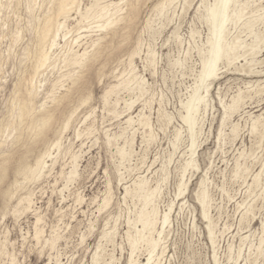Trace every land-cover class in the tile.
Masks as SVG:
<instances>
[{"label": "rangeland", "instance_id": "obj_1", "mask_svg": "<svg viewBox=\"0 0 264 264\" xmlns=\"http://www.w3.org/2000/svg\"><path fill=\"white\" fill-rule=\"evenodd\" d=\"M0 1L1 132L13 118L16 91L20 89L21 98L27 96L36 23L44 8L41 0H36L32 10L29 0ZM96 1L82 0V10ZM123 1L124 9L127 1L136 2ZM160 1L140 0L134 22L122 25L113 44L87 74L83 91L91 99L80 104L76 94L70 109H78L62 136L60 153L54 150L53 158H48L46 175L25 181L15 167L26 149L10 151L12 165L0 187V264H126L133 249L128 233L138 237L135 256L146 262L149 236L158 238L159 231H163L161 241L150 264H264V0H238L244 12L237 23L229 24L228 39H240L243 47L236 57L219 63L208 91L200 90L205 101L195 115L193 135L184 121L186 102L199 84L208 55L211 32L206 10L215 0H175L162 11L156 9ZM75 16L68 22L71 32L59 38L55 49L59 57L70 48L64 40L79 35L80 17ZM252 18L255 29L250 33L246 23ZM98 30L81 29L90 36L72 44L73 49L91 50L89 42ZM131 61L143 91L134 82L126 86L132 77ZM63 66L59 62L57 68L45 69L36 77L37 85H42L37 105H50L54 95L72 85L73 67ZM122 79L126 84L119 83ZM107 90L108 100L104 97ZM145 119H149L148 126L142 123ZM9 134L2 138L10 142ZM44 149L43 144L35 147L29 162L33 164ZM72 153L77 154L73 176L69 173ZM191 158L197 167L186 170ZM16 179L20 186L14 184ZM142 180L147 191L156 188L148 210L157 208L159 219L153 233L143 232L146 239H139L138 233L142 230L138 217L145 207L146 190L139 189ZM202 189L209 201L214 239L197 198ZM8 190L11 194L5 193ZM25 195L34 201L27 211V202L18 205ZM165 214L168 222L163 224ZM37 216H42L40 224ZM38 228L42 239L35 236Z\"/></svg>", "mask_w": 264, "mask_h": 264}, {"label": "bare ground", "instance_id": "obj_2", "mask_svg": "<svg viewBox=\"0 0 264 264\" xmlns=\"http://www.w3.org/2000/svg\"><path fill=\"white\" fill-rule=\"evenodd\" d=\"M174 1L175 0H161L156 5V9L162 11L165 7L172 4ZM123 2H124L123 0H120V2L110 1V2H105V3H99V1L97 0L96 3H94V5H92L90 8H86V10H85V7H84L85 11H83L82 10V0H41L40 1L41 8H44L43 9L44 15L42 18H38V21L36 23L37 44H36V51L33 55V59H34L33 73L31 74L30 78L26 81L27 96L25 98H21L20 89H18L16 91L17 94L13 99V111L11 114V116H13V118L11 120H8V122L5 124L4 128L0 132L1 133V135H0L1 136L0 137V187H1L2 183L4 182V179L8 176L9 171H10V167L12 165V158H11V152L10 151H12L13 153H16L19 151L20 147H24L26 150L24 152H21L22 154L19 158V163L15 167L16 174L21 175L25 181H38L46 175V168L49 166L48 164H50V163H48V158H53V156H54L53 151L54 150H57L60 153L61 147H62V136H63L64 132L69 128L71 121H72V118L74 116V113L78 109V107H75L72 110L70 109L71 105H73V103L75 101L76 94L78 93V96L76 98H78L80 100V104H85L91 99V95L90 94L86 95L83 91V89L86 85V81H87V74L96 65V63L102 57L103 53L108 48V46L113 44V39L115 36L118 35L119 30L121 29L122 25L125 24V25L129 26L131 23L134 22V20L137 17V13L139 11L140 0H136V2H133V1L128 2L127 1L125 3L127 6L126 9H124V7H123ZM184 3H185V1H184ZM37 4L38 3L36 2V0H29L28 7L30 10H32ZM1 6H2V3L0 1V7ZM169 7H171V6H169ZM244 8L245 7H243V5H241L238 0H215V2L212 5H210V6L208 5L206 12H208V21L210 23V32H211L210 33L211 36L209 37V40H208V42H209V48L207 50L208 55H206V59L203 62V67H202V70H201V73L199 76V80H198L199 84L195 87L193 94L190 96V98L186 102L187 115H185V117H184V121L187 123L189 129L191 130L192 135H193V132L195 129V122H196L195 115L199 111L200 105L205 101V96L203 94H201L200 90L202 89V87H204L205 90L208 91L210 84L213 82L214 79H216V77L218 75L219 63L222 60L224 61V59L228 60L231 57H236L238 51L243 47V44H242L240 39L236 38L233 41H231V40L229 41L228 35H229V24L232 22L237 23L241 19L242 14L244 12ZM164 11L166 12V10H164ZM75 14H76L75 18L77 17V15L80 17L79 23H77L78 25H76V27L81 25L79 27V32H78L79 35H78V37L76 36L77 37L76 39H74L72 37L70 40L69 39L64 40L65 44H68L70 46V48H68L69 50L66 52V54H64L62 57H59L60 55L57 56V53L55 52V49L58 46H60L59 38H60V36H62V38L65 39L67 37V35L71 32L70 28H68V22L70 19L74 18ZM155 18H157V17H155ZM254 25H255L254 18L250 19L249 21L247 20L246 26H247V29L250 31V33L254 32V29H255ZM83 28L85 29V31H87L89 33H91L94 28H99L98 31H101V32L99 34L97 33L96 38L91 39V41L89 42V43H91V46H89V47H91V50H88L87 49L88 47L86 49L84 47L85 50L84 51L82 50L83 52L81 53L78 50H74L72 47V44L77 43L82 38H85V39L89 38L88 36H90V35H87V33L83 34L80 31ZM254 39H255V42H257V40L259 39V35L255 34ZM252 46H254V44ZM149 48H148V51H149ZM253 48L254 47H252L251 49H253ZM244 51H245V49H244ZM252 52L250 51V53H252ZM149 54H148V56H149ZM150 59H151V57H150ZM59 62H62L64 64L63 67H66V68L67 67H73L72 70L70 68V71L71 72L73 71V74L71 75L72 85L67 87L65 89V92H62L58 96L54 95L52 93L54 96L51 99L50 105H47L45 103H43L41 105H37L36 99L39 96V92H40L39 90H40L42 85H41V82H39L40 81L39 79H38L39 84L37 85L36 77L40 74V72H42L45 69H48L50 67L53 69L57 68V65ZM146 63H147V60H146ZM151 63H152V61H151ZM153 63L155 64L154 61H153ZM130 66H131V69L129 68L130 69L129 74L132 75V77L129 78V82L127 80L128 83L126 86H129L131 82H134V84L137 85V88L139 89V91H143L144 86H143L142 80L140 81L138 79L139 78L138 75L136 73H134L136 71H135V67L133 66L132 61L130 62ZM41 75H43V74H41ZM68 75H70V74L66 73V76H68ZM121 76H124V74ZM63 77H65V76L63 75ZM126 79H122V81L119 83H121V84L125 83ZM57 81H58V79H56L55 82H57ZM117 85H116V87H117ZM56 88H60V87H56ZM117 89H119V87ZM49 92H48V94H50ZM113 92H115V91H113ZM105 94L106 95L104 97L106 100H108L107 98L109 97L108 96L109 91ZM48 101H49V99H48ZM110 109L112 110V107ZM110 109H108V110H110ZM127 109H129V108L127 107ZM224 116H226V115H224ZM148 120L145 119L142 121V123L145 126H148L149 125ZM128 121H131V118H129ZM139 122L137 124H139ZM257 122H258V120H255L254 127L252 126L254 129H256L258 127ZM127 123H129V122H127ZM3 125H4V123H3ZM0 129H1V127H0ZM79 129H77V130H79ZM260 129H262V127ZM88 130H90V127L88 128ZM7 132H10V134H9V136H11L10 142H8V139L2 138V136L4 134H6ZM79 132H83V131L81 130ZM263 132H264V130H263ZM51 133L54 134V137H52V138L50 137ZM76 133H77V131H76ZM83 134H86V133H83ZM90 134H92V133H90ZM80 137H82V136H80ZM192 138H194V137L192 136ZM106 141L107 140H105V142ZM41 144H43V146H45V149L43 151L39 152V154L35 158V162L33 164H31L29 162V157L32 154V152L34 151V148L41 145ZM3 146H4V148H3ZM125 146H126V143H125ZM192 147H193V145H192ZM121 150H123V149H121ZM125 150H126V148H125ZM70 152H71V150H70ZM126 157H127V154H126ZM54 158L56 159L57 155ZM76 160H77V154H73L72 160H71V162L73 163V169L69 168V169H71V172L68 171L71 176L76 174V167H77ZM55 162H56V160L53 161V163H55ZM70 165H72V164H70ZM191 165L193 167L196 166L193 158H191L187 162V165L185 166L186 170H187V167L191 166ZM63 168H64V166H63ZM186 170H184V171L186 172ZM61 171L63 173V170H61ZM62 178H63V175H62ZM60 179H61V176H60ZM75 179H76V177H75ZM14 184L15 185L17 184L18 186L21 185L17 179L14 181ZM203 184H204V181L201 182V186H203ZM145 185H146L145 181L142 180L139 183V189L140 190H146ZM135 189H137V188H135ZM155 189L152 191H149L150 190V188H149L148 191L146 190L144 197L142 196L143 194L141 195L144 198L145 207L143 206L144 209L141 211L140 215L138 214L139 215L138 218L142 222V228H141L142 230H138V233L140 234L139 239H142L144 237L146 239V236L143 235V232H145L147 230L149 233H153L155 226L157 224V219H158L157 218V216H158L157 208L152 207L151 210L150 209L148 210V206L149 205L151 206V203L153 201V195H154ZM107 190L109 191V189H107ZM110 192H111V190H110ZM5 193L9 194L10 191L8 190ZM182 193H183V188L181 187V194ZM106 196L104 197V199L106 198ZM32 198L33 197L30 198V195L22 196L19 198L18 205L22 206V204L27 202L28 205L24 206L25 211H27L28 208L30 209V204L34 202V201L33 202L31 201ZM143 198H142V200H143ZM197 198H198V202L202 208V215L207 220V222L209 224V234H210L211 238L214 239L213 238V235H214L213 231L210 228V219H209L210 216L208 214V212H209V201H208L207 194L205 193L204 189H202V191L198 194ZM6 205L8 206V202L5 201V207L7 208ZM108 205H109V203H108ZM100 209H101V207H100ZM22 210H19V212L20 211L22 212ZM19 212L17 211L16 214ZM41 217H38L36 219L38 224H40L39 221L41 220ZM167 222H168V216H167V214H165L164 219H163V224H165ZM163 224H162V226H163ZM40 228L35 229V230H37V232L35 231L36 232L35 236L38 238L40 237V234L42 233L41 230H39ZM136 228H138V226ZM161 229H163V228H161ZM162 232L159 231L158 238H154V237L149 236L148 241L151 245V249H150V252L148 251L149 256L147 257L146 262L145 261H139L137 259V257L135 256V244L138 241V237L133 238L132 235H129L130 233H128V237H129L128 239H129V242H130L133 249H132V252L130 253V255L127 259L126 264H150V263H152L151 261H152L153 256H154L153 253L161 241ZM43 234H42V236H44ZM136 235H137V233H136ZM147 237H148V235H147ZM36 242H38V240ZM56 242H57V240H56ZM39 243H40V241H39ZM141 243H143V241H141Z\"/></svg>", "mask_w": 264, "mask_h": 264}]
</instances>
